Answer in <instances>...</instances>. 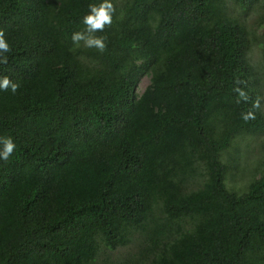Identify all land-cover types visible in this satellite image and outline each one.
Returning <instances> with one entry per match:
<instances>
[{"label":"trees","instance_id":"obj_1","mask_svg":"<svg viewBox=\"0 0 264 264\" xmlns=\"http://www.w3.org/2000/svg\"><path fill=\"white\" fill-rule=\"evenodd\" d=\"M102 2L0 0V264H264L260 0H110L100 53L72 34Z\"/></svg>","mask_w":264,"mask_h":264},{"label":"rangeland","instance_id":"obj_2","mask_svg":"<svg viewBox=\"0 0 264 264\" xmlns=\"http://www.w3.org/2000/svg\"><path fill=\"white\" fill-rule=\"evenodd\" d=\"M235 9V8H234ZM236 10V9H235ZM237 12V10H236ZM264 0H260V2L255 5L254 10L247 15L246 23L250 29L251 33V46L249 49V56L251 62L254 66L261 71V108L264 112V59H263V46H264V37L262 36L264 30ZM149 83L148 77H144L141 79L137 93L141 94L146 86ZM240 153H246L245 158L243 160L242 166L245 168L244 173L240 174L236 178L237 184L241 186L242 184L247 183L252 178H257L262 171H259L258 168L262 167L264 170V166H259L257 169L255 167L261 160H264V131L260 132L256 135L245 137L244 140L240 141L239 144ZM246 147V151L243 152ZM241 166V167H242ZM234 174L235 172H231ZM227 183H231L229 177H227ZM235 185V184H234ZM235 185V186H236ZM132 250H136L135 246H132ZM131 248L128 246L126 248L117 249L116 251L109 252L105 251L101 258L98 260L106 259L108 255L110 259L115 258L116 260L125 257L128 253H132ZM104 258V259H103Z\"/></svg>","mask_w":264,"mask_h":264},{"label":"clouds","instance_id":"obj_3","mask_svg":"<svg viewBox=\"0 0 264 264\" xmlns=\"http://www.w3.org/2000/svg\"><path fill=\"white\" fill-rule=\"evenodd\" d=\"M88 7L89 13L85 15L81 21L85 26V29L83 32L73 33L72 41L77 45L83 41L85 48H94L98 52L103 53L106 50V38L103 36H96L95 33L103 32L105 26H110L112 24V15L115 9L110 0H103V2L99 5L89 4ZM10 51L11 48L4 38V32L0 31V55L9 53ZM2 62L7 63L6 56L3 57ZM9 87H11L12 92L15 93L18 85L12 83L7 77H4L2 80H0V89L7 90ZM241 95H244L243 92H241ZM245 118L247 119V117ZM0 143L3 144V149L0 151V159L7 161L13 154L16 145L11 137L0 139Z\"/></svg>","mask_w":264,"mask_h":264}]
</instances>
